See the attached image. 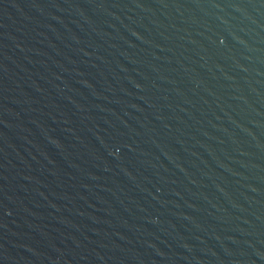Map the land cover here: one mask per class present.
Returning <instances> with one entry per match:
<instances>
[{"label": "water", "instance_id": "water-1", "mask_svg": "<svg viewBox=\"0 0 264 264\" xmlns=\"http://www.w3.org/2000/svg\"><path fill=\"white\" fill-rule=\"evenodd\" d=\"M0 264H264V0H0Z\"/></svg>", "mask_w": 264, "mask_h": 264}]
</instances>
